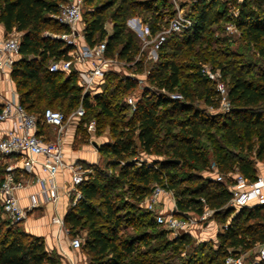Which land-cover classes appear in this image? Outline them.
Masks as SVG:
<instances>
[{"label":"trees","instance_id":"16d2710c","mask_svg":"<svg viewBox=\"0 0 264 264\" xmlns=\"http://www.w3.org/2000/svg\"><path fill=\"white\" fill-rule=\"evenodd\" d=\"M65 1L0 0V24L5 34L20 32L19 57L10 77L20 105L37 118L38 134L49 132L50 125L42 121L47 107L68 115L82 105L84 114L77 120L75 143H83L91 118L94 134L108 125L110 140L99 143L97 151L105 165L114 171L117 167V174L103 181L97 172L87 173L77 186L82 198L68 205L63 215L71 238L85 232L79 249L86 255V264H171L167 258L174 256L179 258L177 264H223L228 252L241 254L256 248L264 240V204L238 210L229 206L227 174L238 172L253 180L258 172L256 163H264V67L249 77L248 69L219 61L228 109L210 115L194 103L199 98L208 106H218L220 100L213 81L201 71V56L189 78L182 80L176 48H191L212 24L229 19L231 3L236 6V25L247 45L254 44L264 55V0H196L192 11L186 13L192 20L189 29L170 34L158 49L156 60L139 57L127 66L147 71L146 83L127 120L123 117L130 107L124 95L138 87L136 78L108 71L99 84L100 92L91 95L82 93L75 65L68 72L48 69L51 61L69 58L71 46L50 36L69 32L55 17ZM168 6L166 0H83L82 9L87 7L82 11L83 40L88 45L105 41L106 57L131 62L139 51V39L127 27V19L137 10L154 34L172 16L161 13ZM106 12L111 20L109 30L104 24ZM204 48L206 51L207 45ZM252 61L248 64H255ZM172 92L182 98H171ZM2 107L0 102V112ZM138 150L163 158L135 165L130 159ZM211 162L224 181L193 173L207 170ZM5 164L0 155V176ZM119 180L132 185L131 196L136 201L148 195L151 182L164 180L162 185L173 192L176 215L183 210L200 214L212 209L208 219L219 225L216 246L194 244L188 233L169 239L170 231L155 221L153 212L118 198L110 182ZM19 224L0 213V264H60L59 255L46 249L41 236L26 232ZM224 224L227 229H222ZM125 229L133 231L123 236ZM182 250H186L185 255H181ZM245 258L251 259L248 255Z\"/></svg>","mask_w":264,"mask_h":264},{"label":"built area","instance_id":"2783aa9c","mask_svg":"<svg viewBox=\"0 0 264 264\" xmlns=\"http://www.w3.org/2000/svg\"><path fill=\"white\" fill-rule=\"evenodd\" d=\"M82 5L83 0H66L60 4L59 12L55 16L59 22L69 28L67 33L50 34L51 37L59 38L71 46L67 52L69 58H61L51 61L48 65L50 71L68 72L71 65H75L77 70V83L82 89V93L93 95L99 89V84L103 81L108 71H118L119 66L127 67L139 59L138 55L131 62H123L117 58H109L105 55V41H100L93 45H88L83 40L82 23ZM133 33L140 40L144 47L149 46V57L156 60L157 51L170 34L189 29L192 26V20L183 12L178 10L171 16L166 25L152 34L147 23L139 18L131 19L128 22ZM49 34V33H45ZM141 53V50L140 52ZM138 53V54H139ZM19 57V36L10 34H0V75L3 79L11 82L10 72L13 63ZM148 58V55H147ZM208 78L213 75L205 67H202ZM147 71L143 73L146 75ZM126 75L134 78V73L128 72ZM141 81V79H138ZM144 86V85H143ZM216 89L220 94V102L225 110L228 109L226 100V89L222 82H217ZM171 98L180 99L182 95L178 92L169 94ZM130 110L135 108V100L131 96L126 98ZM84 114V109L79 104L71 113L65 115L62 111L45 108L42 113V121L55 130L52 139H46L38 134V123L35 115L27 112L18 100L15 89H11L10 95L3 101V107L0 112V121L9 117H15L16 122L11 129L6 130L0 135V155L5 162L3 172L0 176V213L3 217L9 219L11 223L21 222L27 215V211L39 204L38 195L32 194L30 204L27 207H21L16 195L17 189L24 185L16 170L21 169L26 173H33L38 166L45 176H36L35 181L39 184V194L43 199L56 201L59 198L55 177L60 170H66L69 175V187L65 193L70 200L68 205L82 198V194L77 186L84 179V173L77 162H67L63 152V132L66 125L73 120H78ZM94 121L91 120L87 125V130L94 131ZM208 175L216 181H224V176L217 171L214 162H211L206 170ZM230 179L228 188L231 193L228 201L229 206L238 210L241 207H249L257 204H264V173L257 172L253 180L245 178L238 172L227 174ZM170 189L163 185H154L149 195L144 199L145 209L155 211V221L163 228L167 229L174 236L181 233L191 234L193 227L198 223H203L212 213V209L206 208L197 217L181 213L174 214L176 211L174 201L173 205L163 208L164 195H171ZM203 200L202 198H200ZM162 207L156 210L155 206ZM52 222L62 226L68 234L67 228L63 225V216L54 215ZM201 226V227H202ZM222 229H227V224ZM82 239L78 236L70 238V246L73 249H79ZM264 262V240L261 241L255 251V256L246 259L244 254H234L228 252L223 264H262Z\"/></svg>","mask_w":264,"mask_h":264},{"label":"rangeland","instance_id":"374dc122","mask_svg":"<svg viewBox=\"0 0 264 264\" xmlns=\"http://www.w3.org/2000/svg\"><path fill=\"white\" fill-rule=\"evenodd\" d=\"M138 1H141V0H138ZM195 1L196 0H166V2L168 3L169 6L165 9H163L161 11V13H164L165 14L164 17L165 16L167 17L169 14L172 16L175 15V13L178 10H180L181 12H183L186 15V13H189V11H192L193 3ZM221 1H227V0H221ZM237 1H241V0H237ZM228 2H230V0H228ZM86 10H87V7H83V9H82L83 13H84V11L86 12ZM136 12H137V10H135V12L133 13L134 14L133 17H130V18L128 17L129 19H127V21H126V25L130 30H131V28L129 27L128 22H130L131 19L139 18L141 20V18L139 17L140 15ZM228 12L231 15L229 19H225V20L222 19V20L212 24L207 29L206 32H203L202 38L193 43V46L191 48H189L185 45H182V46L176 48V51H177L176 52V59L179 62L180 66H181L182 73H183L182 80L189 78V75L192 73V71L194 69L193 65H195L198 62V60H197L198 55L201 56L200 59L203 61L201 66L205 67L208 71H210L212 73L213 78H211V80L213 81L215 89H216L217 82H222L221 77H220V71L218 68V62L219 61H229L230 63H232L233 66L241 67L242 69H244L243 71L248 69L249 72L247 75H249V77L256 76L257 74H259L261 69L264 67V55H262L258 52V50H257L256 46H254V44L249 43L247 45L246 40L244 38L245 35L243 34L241 28L237 27V25H236V19H235V15L237 14L236 6L229 3L228 4ZM166 14H168V15H166ZM104 24H105V27L109 30L111 27V20L109 17V12H106ZM12 32L15 35H18V36L20 35V32H17L16 30L9 31L8 34H10V33L12 34ZM206 45H207L206 51H203L205 49L204 47H206ZM173 48H171V49L173 50ZM208 49H211L212 52L209 53L207 51ZM140 50H141V53H139ZM214 54L216 55L215 58H214ZM137 55L140 58L144 57V59H150V60L154 61L153 58L149 57V46H148V48L147 47L143 48V45L141 44L140 40H139V51L137 52L136 56ZM147 55H148V58H147ZM247 55H250L251 59H247L248 58ZM250 60H253L252 62H254L255 64H250V63L248 64V62ZM148 64H149L148 65V68H149L151 63L148 62ZM118 72L124 73V74L128 73V72H132L135 75L134 78H136L137 80L141 79V81H139V80L137 81L138 87H136L135 89L129 91L126 95H124L125 103H127L126 98L129 96H131L133 100H136V98L138 97L139 91L141 90L143 85H145V83H146L145 76L143 74L145 72V70L143 69L142 71H135L133 69L132 70L129 69L128 67L119 66ZM193 81H194V79L191 78V80H190L191 87H193V84H192ZM223 85L225 88L226 85L224 83H223ZM100 90L101 89H97L96 93L100 92ZM2 92H3V87H2V85H0V94ZM194 103L197 107L203 109L204 111H206L210 115H214L217 112L225 111L220 100H219L218 106H208V105L204 104L203 101L199 98H195ZM130 111L131 110L128 109L127 113L124 115L123 118L125 120H127L129 118ZM91 120H93V118H91L89 120V122ZM88 123H87V125H88ZM160 127H162V126H160ZM94 130H95V128H94ZM176 131H177V127L175 125H173V132H176ZM160 133H162V130H160ZM109 140H110V136H109V132H108V125L105 124V126L101 130V133L94 134V131L93 132H87V135H85V137H84L83 143L73 142L72 146L75 149V148H78L79 146H81L82 144H87L88 146H91V143H90L91 141H96L99 144L102 141H109ZM93 150H95V149H93ZM162 158H163V156H161V155L148 154V153H145L141 150H138L137 154L134 155L130 160L132 162H134L135 165H139L140 163L152 164L155 161L161 160ZM77 163L80 165L81 170L84 173V177L87 173H96L97 172L99 174V176L102 178V180L105 181V180H108V178L110 179L112 177V175L117 174V172H116L117 167H115L116 171H114V167H109L108 165H105V163L100 158L99 153H98V159L96 160V162H89L88 163L85 161H81V162H77ZM256 166L258 169H261L264 167V163H261V162L256 163ZM193 173H196L197 175H202L203 177L211 178V175H208V172L206 170H204V171L198 170V171H194ZM162 182L161 183L151 182L150 185L148 186L149 187V193L151 192L154 185H162L163 184ZM110 183H112L113 192L116 194L118 193V195H119L118 198H122L123 201L138 204L141 208L145 209L144 199L147 195L141 201H136V199L131 196V193H132V191L130 190V188L132 187L131 184H129V183L124 184L121 180L115 181V182L111 181ZM149 193H148V195H149ZM162 199L165 201L166 204L168 202H170V204L167 205V207H169L170 205H173V203H172L174 201L173 192L169 196L164 195ZM116 201H118V199ZM155 209L160 210V209H162V207H160L159 205H156ZM183 211H184V213H186V215H190L192 217H197L198 215H200V214H195L194 211H191V210H187V211L183 210ZM154 213H155V211H153V214ZM181 213H183V212H181ZM206 222H210L213 229H214V227L218 228V226H219V225H217L216 222L213 223V220H210V219H207ZM202 224L201 223L196 224L193 227L191 234L188 233V235L190 236V238L194 244H197L199 242H205L207 245L212 243L213 247H215L216 242H217L216 237L212 235L213 236V238H212L211 235L208 233L211 228H209L208 226L203 227ZM19 227L21 229H24L21 224H19ZM131 231H133V230L125 229L121 232V234L124 236L125 234L130 233ZM84 236H85L84 231H81L78 235V237H80L81 239H83ZM167 237L169 239H172L175 236L172 233H168ZM140 249H142V248L140 247ZM255 251H256V248H253L252 250L247 251L246 252L247 254H245V255H248L249 258H253ZM189 252H190V250H189ZM185 254H186V250H182L181 255H185ZM167 260H171V264H177L179 262V258H175V256L172 259L167 258Z\"/></svg>","mask_w":264,"mask_h":264},{"label":"crops","instance_id":"0c3cea01","mask_svg":"<svg viewBox=\"0 0 264 264\" xmlns=\"http://www.w3.org/2000/svg\"><path fill=\"white\" fill-rule=\"evenodd\" d=\"M0 34L4 33V28L0 24ZM0 85L3 87V92L0 94V102H3L9 95L11 89L14 88L12 81L8 82L2 78L0 75ZM16 122L15 117H9L5 120L0 121V135H2L6 130L11 129ZM76 125L77 120L70 121L63 132V152L64 158L67 162H96L98 159L97 147L94 143L98 145L96 141H91V146L87 144H82L78 148H73V142L76 135ZM49 132L46 133L48 139H52L55 134V130L52 126H49ZM87 130V125H86ZM87 132H90L87 130ZM43 136V137H45ZM45 137V138H46ZM46 138V139H47ZM106 141H102L103 143ZM95 149V150H93ZM4 161V160H3ZM11 160H5L9 162ZM18 176L23 179L24 185L17 189L16 195L18 197V203L21 207H27L30 204V197L32 194L38 195L40 199L39 204L32 207L27 211L26 217L20 224L23 226L26 232L41 236L44 240L45 247L48 251H55L60 257V264H86V255L80 249H73L70 246V237L65 232L64 228L54 222H52V217L56 214L63 216L67 207L70 197L65 193L67 187H69V175L66 170H60L56 177L55 182L57 184V192L59 198L56 201H51L43 199L39 194V184L35 181L36 176H45V173L38 167H35L33 173H26L23 170H16ZM258 172L264 173V167L258 169ZM167 204L163 203V208L166 209ZM171 206V205H170ZM169 206V207H170ZM214 223V221H213ZM211 228L208 232L211 237L216 236L218 230L217 227L212 228L210 222H207L204 227ZM212 230V231H211ZM213 235V236H212ZM241 254H247L243 252Z\"/></svg>","mask_w":264,"mask_h":264},{"label":"water","instance_id":"95a60500","mask_svg":"<svg viewBox=\"0 0 264 264\" xmlns=\"http://www.w3.org/2000/svg\"><path fill=\"white\" fill-rule=\"evenodd\" d=\"M94 145H95V147H97V144L96 143H94Z\"/></svg>","mask_w":264,"mask_h":264}]
</instances>
